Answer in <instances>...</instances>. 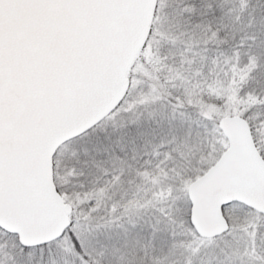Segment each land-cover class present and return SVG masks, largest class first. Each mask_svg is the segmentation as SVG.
I'll return each mask as SVG.
<instances>
[{"label": "snow or ice", "instance_id": "6c2138e0", "mask_svg": "<svg viewBox=\"0 0 264 264\" xmlns=\"http://www.w3.org/2000/svg\"><path fill=\"white\" fill-rule=\"evenodd\" d=\"M0 264H264V0H0Z\"/></svg>", "mask_w": 264, "mask_h": 264}]
</instances>
